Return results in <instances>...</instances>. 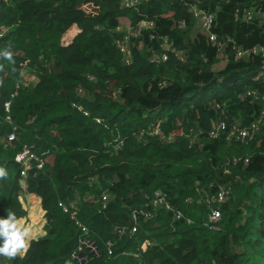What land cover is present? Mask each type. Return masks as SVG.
<instances>
[{
    "label": "trees",
    "instance_id": "obj_1",
    "mask_svg": "<svg viewBox=\"0 0 264 264\" xmlns=\"http://www.w3.org/2000/svg\"><path fill=\"white\" fill-rule=\"evenodd\" d=\"M191 5L214 12L208 31ZM258 14L264 0H0V217L34 194L44 220L0 264H264V102L247 94L264 95V54L236 56L264 47ZM22 144L42 168L15 160Z\"/></svg>",
    "mask_w": 264,
    "mask_h": 264
},
{
    "label": "built area",
    "instance_id": "obj_2",
    "mask_svg": "<svg viewBox=\"0 0 264 264\" xmlns=\"http://www.w3.org/2000/svg\"><path fill=\"white\" fill-rule=\"evenodd\" d=\"M139 0H123V3L125 4V6H132L134 4H136ZM190 11L193 15V17L196 19V21L199 23L200 27L206 31H208L211 28V25L215 19V14L214 12H209L204 10L203 8L196 6V5H191L190 7ZM254 15L252 13H247L245 14V18L246 19H253ZM262 17V22L264 23V14H258L257 17L255 16V18H261ZM152 22L151 21H142L139 24V28L137 29V31H135L136 33L140 32V29L142 28H149L152 27ZM121 30H123V28L121 27ZM1 36V34H0ZM126 38V37H125ZM210 39L215 41V36L213 34H210ZM121 51L125 54V58H126V62H129V57L127 55V50L124 46V42L121 45ZM249 53L251 54H264V47H254L251 48L249 50H242V49H237L236 51V56L239 58H243L247 55H249ZM152 60H158L159 59V55L157 53L151 52V57ZM162 59H165L166 56L161 55ZM27 78H25V83H30V82H34L33 81V77L30 75L26 76ZM16 93V92H15ZM14 93V94H15ZM247 94L253 95L255 97V99H259L261 97L262 101L264 102V95L261 94L260 92H258L257 90H251L248 91ZM5 109H8L9 103L5 102ZM262 118L264 119V109L261 110L260 112ZM225 129V124L223 122H219L216 127L209 133V135L214 138L217 137L220 132H222ZM236 129L235 132V138L239 139V140H244L247 135H248V130L244 129V128H235ZM16 139V134L14 133V131H11L8 135L7 138L5 139V141L7 143H11L13 140ZM15 160L17 162H19L24 168H28L30 167V165H34L37 168H42L43 166V159L40 158L39 156H37V154L32 150V148L28 145V144H22L18 150V152L16 153L15 156ZM25 170V169H23ZM22 173H24L22 171ZM225 192L222 191L220 193L217 194V201L221 202L223 201V199L225 198ZM154 204L158 205V204H163L165 206L166 209H169L167 205L164 204V197H160V194L158 192H154ZM64 209L66 210V208L64 207ZM132 215V219L136 220V214L135 211H133L131 213ZM180 214L178 213V216ZM220 217V211L219 209H213L210 213L209 216V220L211 222L216 221L218 218ZM79 225L81 226V224L79 223ZM82 230H85V228L83 226H81ZM136 230V226H132L131 229H129L127 226H120L117 228H114V231H117L119 233H127V232H133ZM90 248H92V251L94 252V248L88 244ZM145 246L142 245L141 248H144ZM108 253L111 254L112 250L110 249V246L108 247ZM138 253V252H137ZM135 253L133 254L134 256H138V254ZM75 262L76 263H80V259L79 258H75ZM82 262V261H81ZM75 263V264H76ZM66 264H72L71 262H67Z\"/></svg>",
    "mask_w": 264,
    "mask_h": 264
},
{
    "label": "clouds",
    "instance_id": "obj_3",
    "mask_svg": "<svg viewBox=\"0 0 264 264\" xmlns=\"http://www.w3.org/2000/svg\"><path fill=\"white\" fill-rule=\"evenodd\" d=\"M12 52L5 50L0 52V57L12 61ZM3 66L0 65V68ZM8 173L0 168V179H5ZM30 233L27 228L19 226L15 213L9 212L6 217H0V256L6 259H15L18 255L23 257L24 252L30 247L27 239Z\"/></svg>",
    "mask_w": 264,
    "mask_h": 264
},
{
    "label": "crops",
    "instance_id": "obj_4",
    "mask_svg": "<svg viewBox=\"0 0 264 264\" xmlns=\"http://www.w3.org/2000/svg\"><path fill=\"white\" fill-rule=\"evenodd\" d=\"M25 197V200H24ZM22 201L27 208V215L25 218L18 220L19 226L29 230V237L33 238L37 235H43V210L40 206V198L34 194H27L22 196Z\"/></svg>",
    "mask_w": 264,
    "mask_h": 264
},
{
    "label": "rangeland",
    "instance_id": "obj_5",
    "mask_svg": "<svg viewBox=\"0 0 264 264\" xmlns=\"http://www.w3.org/2000/svg\"><path fill=\"white\" fill-rule=\"evenodd\" d=\"M71 32H72V29L68 30L67 33L64 35V40L65 41L70 40V38H71V36H70ZM148 55H149V57H151V53H149ZM21 198H22V196H21ZM24 200H25V197H24ZM87 246H89V245H87ZM144 246H145V244H144ZM90 250L92 251V248ZM236 250L237 251H241V248L240 247H237Z\"/></svg>",
    "mask_w": 264,
    "mask_h": 264
}]
</instances>
